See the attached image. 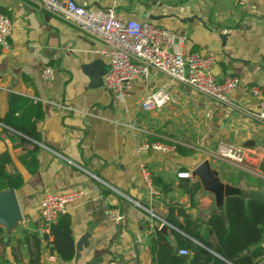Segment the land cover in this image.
<instances>
[{
  "label": "crops",
  "instance_id": "0c3cea01",
  "mask_svg": "<svg viewBox=\"0 0 264 264\" xmlns=\"http://www.w3.org/2000/svg\"><path fill=\"white\" fill-rule=\"evenodd\" d=\"M73 1L93 8L112 6L123 19L147 20L170 29L183 37L185 53L216 57L213 71L218 79L226 75L239 78L229 102L220 103L151 70L147 78L132 83L125 102L115 103L104 87L109 58L103 53L106 47L101 41L31 0H0V9L12 22L10 47L0 46V117L7 111L12 93L40 101L44 118L37 123L39 142L48 147H38V169L30 174L18 157L33 146L21 143L17 135L0 123V154L7 151L11 157L6 170L16 169L24 178L23 186L15 190L23 231L48 233L43 230L38 210L45 192L82 188L86 195L69 204L66 212L71 216L75 245L85 239L86 246H82L78 257L65 263L46 247L42 262L156 264L152 250L158 243L157 229L164 240L176 247L172 230H178L172 225L161 230L159 219L165 220L170 203L181 204L193 218L202 220L214 212V197L201 186L195 204L190 206L188 195L179 186L182 182L178 173L186 172L190 180L198 181L191 172L206 158L218 170L213 163L221 161L205 153L213 152L219 144H233L246 155L254 152L264 157V123L250 116L258 111L259 98L249 91L258 87L264 97V0ZM153 16L158 19H152ZM46 65L55 69L52 80L40 78ZM159 89H165L170 100L153 110L140 108L142 99ZM145 141L162 142L174 149L139 150ZM249 141L254 145L247 146ZM175 144L190 148L193 153L180 155ZM142 165L151 174L156 195L150 194L144 185ZM236 168L264 181V174L258 171ZM220 178L223 180L221 175ZM154 179L172 189L161 192ZM235 186L246 191V198H264V190L259 191L256 185L243 181ZM114 207L124 214L122 222L115 223L108 217V210ZM4 234L6 241L5 230ZM13 236L21 235L13 231L6 246L0 245V264L1 259L13 263L9 247ZM19 258L17 264H27L24 251Z\"/></svg>",
  "mask_w": 264,
  "mask_h": 264
},
{
  "label": "built area",
  "instance_id": "2783aa9c",
  "mask_svg": "<svg viewBox=\"0 0 264 264\" xmlns=\"http://www.w3.org/2000/svg\"><path fill=\"white\" fill-rule=\"evenodd\" d=\"M31 1L105 45L103 53L109 58V71L105 76L104 87L110 92L115 103L125 102L132 83L138 78H147L151 70L220 103L229 102L231 92L239 85V78L236 75H226L222 79L216 77L213 71L216 62L214 55L199 52L185 53L181 45L183 37L151 21L123 19L112 6L107 8L86 7L73 0ZM11 32L10 18L0 12V46L4 49L10 47ZM54 75L55 69L50 65L44 66L40 72V78L43 80H52ZM249 91L259 98L258 111L250 113V116L264 123V97L261 95V90L253 86ZM169 100V93L165 89H159L147 94L140 102V108L145 111L153 110ZM36 144L38 147L48 149L41 142L37 141ZM138 149H155L165 152L173 150L174 146L158 141H145ZM205 154L223 162L240 163L244 151L233 144H219L213 152ZM77 167L83 169L80 166ZM83 170L94 180L104 183L98 176ZM141 175L148 192L156 195L157 190L151 174L143 165ZM178 176L187 177L188 173L180 172ZM85 195L86 191L82 188L63 193L45 192L38 205L43 230L48 232L50 224L56 222L59 216L66 212L68 205ZM126 198L134 205L148 210L139 201ZM108 217L113 222L119 223L123 221L124 214L114 207L108 210ZM159 219L162 225L171 226L166 220ZM178 253L186 255L187 250L180 248Z\"/></svg>",
  "mask_w": 264,
  "mask_h": 264
},
{
  "label": "trees",
  "instance_id": "16d2710c",
  "mask_svg": "<svg viewBox=\"0 0 264 264\" xmlns=\"http://www.w3.org/2000/svg\"><path fill=\"white\" fill-rule=\"evenodd\" d=\"M4 13V10L0 9ZM44 118V109L40 101L12 93L8 98V107L0 123L13 132L21 143L33 147L26 148L18 157L26 171L33 174L38 169L36 142L40 141L37 128L38 121ZM180 155H190L193 150L175 144ZM11 163L10 154H0V190H18L24 184V178L18 170L8 172L6 167ZM223 180L234 185L245 182L247 185H264L261 178L247 171L222 163L218 167ZM180 188L188 195L190 206L200 189V183L188 177H180ZM160 191L167 193L171 185L161 184ZM225 217L209 215L205 220L193 218L185 208L175 202L167 206L164 219L178 231L172 230L176 247L164 240L157 229L158 243L152 250L156 264H261L264 260V200L259 198L228 197L224 205ZM163 240V242H162ZM0 245L6 246L4 229L0 227ZM12 262L1 259V264H17L22 251L27 255V264H44L41 260L43 250L48 247L62 263L71 261L76 254L75 242L71 228V216L65 212L56 222L50 224L48 233L40 235L37 230H24L19 237L13 236L10 243ZM187 250L186 255L178 249Z\"/></svg>",
  "mask_w": 264,
  "mask_h": 264
},
{
  "label": "water",
  "instance_id": "95a60500",
  "mask_svg": "<svg viewBox=\"0 0 264 264\" xmlns=\"http://www.w3.org/2000/svg\"><path fill=\"white\" fill-rule=\"evenodd\" d=\"M152 19L156 20L158 17L153 16ZM252 145H254L253 141H249L247 144L249 147ZM247 155L258 161L256 165L250 164V166L255 168L259 173L264 174V157H260L254 152H248ZM191 176L197 178L203 191H207L213 195L215 203L213 214L225 217L224 205L228 197L238 196L244 199L246 198L245 190L221 180L218 170L211 165L209 158L202 160L197 166H195L191 172ZM21 220L22 213L15 190L10 188L0 190V227L6 232L7 243L10 241L13 231L18 232L20 235L23 234ZM167 228L168 226L165 224L161 226V230ZM39 233L42 235L41 231H39ZM75 246V256L78 257L82 246H86L85 239L76 242ZM134 251L136 257L135 260L136 263H138V250L136 246H134Z\"/></svg>",
  "mask_w": 264,
  "mask_h": 264
},
{
  "label": "rangeland",
  "instance_id": "374dc122",
  "mask_svg": "<svg viewBox=\"0 0 264 264\" xmlns=\"http://www.w3.org/2000/svg\"><path fill=\"white\" fill-rule=\"evenodd\" d=\"M243 155H245V156H243V159H242V161L240 163L230 162L229 165L235 166V167L239 166L240 168H243L245 170H249L251 172H255L256 173L257 170L255 168H253L252 166H250V163L256 165L257 162H258L257 159L252 158V157H249L248 155L246 156L245 153ZM216 161H218V160H216ZM218 163H220V164H218ZM213 164L216 165V166H218V167H220L221 164H222V161L221 162H216V163H213ZM262 187H264V186H262ZM262 187H259V189H260L259 191L264 190V188H262ZM262 199H264V198H262Z\"/></svg>",
  "mask_w": 264,
  "mask_h": 264
},
{
  "label": "bare ground",
  "instance_id": "6f19581e",
  "mask_svg": "<svg viewBox=\"0 0 264 264\" xmlns=\"http://www.w3.org/2000/svg\"><path fill=\"white\" fill-rule=\"evenodd\" d=\"M245 156V155H244ZM247 156V155H246ZM251 162V161H250ZM251 164V163H250Z\"/></svg>",
  "mask_w": 264,
  "mask_h": 264
}]
</instances>
